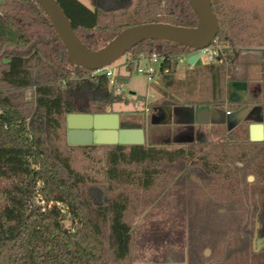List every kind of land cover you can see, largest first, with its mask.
Wrapping results in <instances>:
<instances>
[{"label": "trees", "instance_id": "16d2710c", "mask_svg": "<svg viewBox=\"0 0 264 264\" xmlns=\"http://www.w3.org/2000/svg\"><path fill=\"white\" fill-rule=\"evenodd\" d=\"M91 1L92 9L79 0H56L90 51L134 26H197L186 0ZM210 1L219 25L215 40L225 47L223 63L197 66L183 81L176 80V70L161 75L149 86L164 105H172L176 95L188 107L236 109L224 97L225 68L236 62L240 48H264V4L258 11ZM192 51L146 41L127 54ZM132 75V68L116 75V86L125 87ZM261 84L264 126V63ZM25 91L30 100L22 99ZM114 97L104 75L69 63L34 0L0 2V264H126L132 238L124 217L130 202L121 189L149 191L160 176L177 169L187 174L183 264H264V247L255 246L264 227V140L199 141L179 148L67 145L66 116L104 114Z\"/></svg>", "mask_w": 264, "mask_h": 264}, {"label": "rangeland", "instance_id": "374dc122", "mask_svg": "<svg viewBox=\"0 0 264 264\" xmlns=\"http://www.w3.org/2000/svg\"><path fill=\"white\" fill-rule=\"evenodd\" d=\"M79 1L86 7L93 8L91 0ZM229 4L234 7L261 11L264 0H229ZM197 64L205 65V59L202 57ZM112 66L117 70L116 75L128 73V68L122 67V59L116 61ZM187 68L186 65L178 66L177 76H180L182 70ZM203 91L198 88V93ZM160 96L153 90L152 85L149 86L143 76L133 74L129 83L122 87L119 93H115L112 108H109L106 113H117L120 116L121 126L142 129L145 147L168 145L170 148H179L188 144L191 138H193V142L212 140V134L207 133L204 127L197 126L193 129L184 124L187 128L182 133L178 128V123L181 120L175 118L172 124H164L163 115L160 113L164 100L159 101ZM22 99L30 100L31 92L25 91ZM179 99L180 106L178 107H187L184 105V100ZM231 121L235 125L240 123L236 119H228V123ZM161 122L162 124H159ZM66 132L65 128V139ZM192 132L194 133L193 137H191ZM209 135L210 139H208ZM222 137L216 139H219L220 142L233 140L230 136ZM103 155L104 151L100 150L98 156L102 158ZM190 175L192 180H196L194 174ZM249 178L252 180L249 181ZM249 178L247 180L252 182L253 177ZM186 188L187 174L182 169H177L175 172L160 176L156 180L155 186L149 191L132 188L121 189L129 197L130 202L124 217L125 223L131 229L132 238L130 255L126 264H183L185 262L188 221ZM256 237L255 246L263 248L264 227L258 230ZM209 254L205 255L209 256Z\"/></svg>", "mask_w": 264, "mask_h": 264}, {"label": "water", "instance_id": "95a60500", "mask_svg": "<svg viewBox=\"0 0 264 264\" xmlns=\"http://www.w3.org/2000/svg\"><path fill=\"white\" fill-rule=\"evenodd\" d=\"M50 20L59 40L65 48L69 63L92 72L112 66L132 48L146 41H163L182 45L194 52L207 48L218 33V20L211 9L210 0H186L197 18L194 28L176 27L168 24H145L130 27L119 33L110 43L98 51H90L76 36L70 21L64 15L56 0H34ZM199 57L196 53L187 59L193 66ZM166 122L170 123V108H165ZM194 121L204 124L208 108L195 111ZM206 118L199 121L198 117ZM203 118V119H204ZM193 123V121H191ZM66 142L69 146H142L144 131L140 128H123L117 113L69 114L65 118ZM264 140L263 124L249 127V142ZM249 181L252 178L248 179ZM209 254L208 251L205 252Z\"/></svg>", "mask_w": 264, "mask_h": 264}, {"label": "crops", "instance_id": "0c3cea01", "mask_svg": "<svg viewBox=\"0 0 264 264\" xmlns=\"http://www.w3.org/2000/svg\"><path fill=\"white\" fill-rule=\"evenodd\" d=\"M263 63V47H244L239 49L236 62L233 65L226 66L222 87H224L226 102L234 105L236 109L230 111L226 109L223 112H218L209 106H202L208 108L207 121L205 120L206 118L203 117V119L199 116L198 120H204L206 123L198 124L194 121V113L202 107L192 105L190 107L179 108L178 106L180 105L178 102H180V99L176 95H172V105H163L160 109V113L163 115V123L166 122L164 110L168 107L171 110L169 124H172L175 118L181 120L178 123V128L182 133L187 128L184 124H187L189 128L193 129L197 126L204 127L207 133L212 134V140H217L215 142H220L216 138L222 136L227 138L230 136L233 139L232 141H249V127L254 124H262V112L259 102L261 99L262 85L261 65ZM197 66L200 65L196 63L193 67L182 70L180 76H177L176 69V80L183 81L187 71H191ZM195 99L196 101L198 100L197 98ZM158 100H162V95ZM227 112H230V115H226ZM231 118L240 121V123L238 125H235L232 121L228 123V119ZM159 124H162V122ZM210 135L208 139H210ZM193 136L194 133L192 132L191 137ZM189 140H191L189 143L193 142V138ZM212 140L209 141L211 142Z\"/></svg>", "mask_w": 264, "mask_h": 264}, {"label": "built area", "instance_id": "2783aa9c", "mask_svg": "<svg viewBox=\"0 0 264 264\" xmlns=\"http://www.w3.org/2000/svg\"><path fill=\"white\" fill-rule=\"evenodd\" d=\"M225 47L220 46L216 43L214 39L213 42L205 49L198 52H189L182 53L179 55H170L163 56L153 53L151 55H140L136 58L131 55L125 54L122 59V67L132 68L133 74L143 76L148 84L156 83L161 75L168 74L169 72L176 70L180 65H186L188 68L193 67L198 61L203 57L206 64H222L223 63V54L222 51ZM199 53V57L193 66L187 65L188 57ZM113 66L101 69L95 74L104 75L108 79V84L111 88H114L115 93H119L122 88L116 86V68ZM226 115H230V112H227Z\"/></svg>", "mask_w": 264, "mask_h": 264}, {"label": "flooded vegetation", "instance_id": "af4514ba", "mask_svg": "<svg viewBox=\"0 0 264 264\" xmlns=\"http://www.w3.org/2000/svg\"><path fill=\"white\" fill-rule=\"evenodd\" d=\"M123 128H138V127H128V126H121Z\"/></svg>", "mask_w": 264, "mask_h": 264}]
</instances>
